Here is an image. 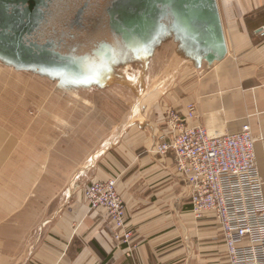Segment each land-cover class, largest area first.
I'll return each instance as SVG.
<instances>
[{
    "label": "crops",
    "instance_id": "crops-1",
    "mask_svg": "<svg viewBox=\"0 0 264 264\" xmlns=\"http://www.w3.org/2000/svg\"><path fill=\"white\" fill-rule=\"evenodd\" d=\"M217 1L225 58L169 66L116 108L0 62V264H225L214 213L197 217L174 155L152 151L169 109L194 104L187 124L214 135L249 124L264 197V0ZM108 179L127 206L128 242L84 202L85 186Z\"/></svg>",
    "mask_w": 264,
    "mask_h": 264
},
{
    "label": "water",
    "instance_id": "water-1",
    "mask_svg": "<svg viewBox=\"0 0 264 264\" xmlns=\"http://www.w3.org/2000/svg\"><path fill=\"white\" fill-rule=\"evenodd\" d=\"M53 2L0 0L3 63L49 76L63 85L89 86L104 80L115 58L142 60L167 33L181 39L195 63L213 64L228 52L217 0H114L107 8L109 27L123 48L103 43L91 55L81 56L62 53L55 41L34 39L47 22Z\"/></svg>",
    "mask_w": 264,
    "mask_h": 264
},
{
    "label": "built area",
    "instance_id": "built-area-1",
    "mask_svg": "<svg viewBox=\"0 0 264 264\" xmlns=\"http://www.w3.org/2000/svg\"><path fill=\"white\" fill-rule=\"evenodd\" d=\"M258 35L264 37V26ZM195 117L194 104L187 106L185 115L167 110L169 129L158 136L152 151L174 155L177 173L191 188L194 214L214 213L226 245L225 264H264V197L256 137L249 124L233 134L214 135L204 126H189L188 119ZM83 196L90 209L107 211L116 239H131L132 233L124 230L127 206L116 179L90 182Z\"/></svg>",
    "mask_w": 264,
    "mask_h": 264
},
{
    "label": "rangeland",
    "instance_id": "rangeland-1",
    "mask_svg": "<svg viewBox=\"0 0 264 264\" xmlns=\"http://www.w3.org/2000/svg\"><path fill=\"white\" fill-rule=\"evenodd\" d=\"M80 2H84V0H80ZM79 6L80 4L76 7ZM70 14L66 21L67 26L70 25L75 17L72 13ZM74 31L79 35L80 30L77 26ZM183 48L184 46L180 38L176 37L173 33H167L152 49L150 54L142 58V60L123 61L117 65L113 64L111 71L109 73L106 72V77L101 83L89 86L65 85V87L74 88L69 91L75 92L80 98L93 99L106 106L108 105L107 107L111 109L116 108V104L120 106L122 104L126 105L127 100L136 99L137 92L141 91L144 85L153 83L154 80H158L160 77L169 74V66H173L174 64L180 65L181 62L192 63L193 61L190 60L188 53ZM0 62L2 61L0 60ZM143 83L144 85L142 86ZM130 85L131 87H129Z\"/></svg>",
    "mask_w": 264,
    "mask_h": 264
},
{
    "label": "flooded vegetation",
    "instance_id": "flooded-vegetation-1",
    "mask_svg": "<svg viewBox=\"0 0 264 264\" xmlns=\"http://www.w3.org/2000/svg\"><path fill=\"white\" fill-rule=\"evenodd\" d=\"M113 1L54 0L48 12L47 22L40 28L34 39L40 43L55 41L62 53L78 56L91 55L92 51L103 43L118 45L117 49H122L123 43L109 27L107 8ZM79 4L80 6L76 7ZM70 13L75 17L67 26L66 21ZM76 26L80 30L79 35L74 31ZM115 59V62H112L115 65L124 60L120 56ZM124 61L128 62V58Z\"/></svg>",
    "mask_w": 264,
    "mask_h": 264
},
{
    "label": "bare ground",
    "instance_id": "bare-ground-1",
    "mask_svg": "<svg viewBox=\"0 0 264 264\" xmlns=\"http://www.w3.org/2000/svg\"><path fill=\"white\" fill-rule=\"evenodd\" d=\"M126 74V73H125Z\"/></svg>",
    "mask_w": 264,
    "mask_h": 264
}]
</instances>
